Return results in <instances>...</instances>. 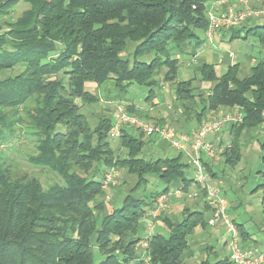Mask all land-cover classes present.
Wrapping results in <instances>:
<instances>
[{
  "label": "trees",
  "instance_id": "16d2710c",
  "mask_svg": "<svg viewBox=\"0 0 264 264\" xmlns=\"http://www.w3.org/2000/svg\"><path fill=\"white\" fill-rule=\"evenodd\" d=\"M207 1L0 0V17L20 2L30 5L17 20H7L10 29L0 33V71L24 65L23 71L0 78V148L16 137L23 112L38 138L30 162L64 179L45 188L35 176L14 177L0 155V264H139L143 253L151 264H183L192 257L188 237L205 225L204 215L211 211L207 202L202 210L186 208L181 220L164 214L166 234L141 235L142 219L156 196L169 191L176 178L186 188L194 182L185 172L190 163L180 157L147 159L145 135L126 129L121 140L127 155L116 156L109 136L112 115L91 124L77 100L96 103L98 95L86 84L111 78L122 89L138 83L152 94L159 84L155 75L164 69V80L176 81L186 121L201 123L224 106L242 109L243 122L231 125L232 142L223 153L224 164L236 166L243 131L264 123V57L246 78H239L234 66L218 76L214 65L201 63L202 80L213 83L208 96L194 79L177 81L180 56L195 55L203 43L200 34L209 27ZM247 34L264 47V24L248 27ZM129 42L135 47L124 57ZM117 167L138 181L119 207L109 209L100 199L103 179ZM207 167L211 172L212 165ZM150 177L165 187L135 196Z\"/></svg>",
  "mask_w": 264,
  "mask_h": 264
},
{
  "label": "crops",
  "instance_id": "0c3cea01",
  "mask_svg": "<svg viewBox=\"0 0 264 264\" xmlns=\"http://www.w3.org/2000/svg\"><path fill=\"white\" fill-rule=\"evenodd\" d=\"M219 1L220 0H208L207 5L209 10L213 9L215 3H219ZM224 6L225 5L218 4L216 9L220 10ZM253 21H257L256 18H251L241 27L218 31L211 37L208 35V32H201L200 35L203 38V43L197 49L196 54L193 55L190 53L189 55L180 56L181 67L177 76V81L194 79L195 82V79H198L201 83V88L198 90L202 93H206L208 96L213 83L202 80L200 71L197 67L203 62L214 65L218 76L223 75L233 66L237 69L239 78H246L252 75L254 66L264 57V47L259 42L258 38L257 42L254 40L255 42L253 43L250 39L251 34H247V28L253 24ZM165 73L166 70L163 69L160 73L155 75V79L159 84L154 87L152 94H150L151 89L148 87L149 92L146 98L138 96L140 92L135 88L137 87V83L128 84V82H126L125 84L128 85L122 89L117 86L115 79L112 78L101 85H93L90 91L98 95V102H100L102 106L109 105L111 109H114L113 107L123 104L128 110L129 108H133V113L140 114L152 122L167 123L174 127L176 126L177 130L183 133L194 132L200 123L197 121L188 122L185 120L184 107L178 100L176 94V81L164 80L163 76ZM233 108L234 106H224L219 108L216 112H209L207 116L212 113L223 114L233 110ZM108 115H112L113 119L115 118V112H108ZM230 128L231 125H228L221 134V141L226 146H229L232 142ZM128 132L136 137H140L141 133L137 131V133L133 131ZM243 132L241 137L240 162L236 166L228 164L216 167L212 166V171L209 172L210 182L212 186H217L221 183L223 194H225V196L227 195V198L230 200L231 213L239 228L244 233L245 244L264 253V189L261 187L262 184L264 185V168L262 169V167H264V123L254 128H247ZM143 137L146 142L143 153L145 150H153L157 154V156L151 154V157L147 159L153 157H180L181 162L187 165L189 164L185 154L175 149L167 141L156 136ZM118 141L121 146L125 148L122 145L121 138ZM258 149H261L263 154L260 151L258 152ZM252 158H256L254 163L257 164L258 168L250 163ZM185 172L186 176L190 178L194 176L192 168L189 166L185 167ZM151 179L154 180L152 183L153 185H151L153 190L145 191L144 187L134 191L133 194L135 196H143L144 194H150L155 190H160L165 187V183L162 180L150 177V180ZM149 182L146 186L149 185ZM136 184L129 191H131ZM180 186L185 187V184L182 179L176 178L170 184L169 190ZM195 186L193 182L188 188H195ZM128 192L122 193L123 195H121L122 197L119 201H116L117 197H111L110 200H107L108 195L105 197V194H103L100 199L106 204L110 201V203L113 204L112 207H119ZM170 201L171 207L165 214L176 220H181L184 217L183 212L186 208L191 210H202L205 208L204 204L206 202L202 197L188 198L186 196H171ZM211 213L210 210L206 211L204 215L206 220L205 225H199L195 232L188 237L193 249V255L188 260H185L183 264H224L225 261L229 263L226 230L220 223L214 226L208 224L207 221ZM141 226L143 228L141 235L147 236L148 219L146 216L142 219ZM156 231L167 233L163 220L160 219L157 221Z\"/></svg>",
  "mask_w": 264,
  "mask_h": 264
},
{
  "label": "built area",
  "instance_id": "2783aa9c",
  "mask_svg": "<svg viewBox=\"0 0 264 264\" xmlns=\"http://www.w3.org/2000/svg\"><path fill=\"white\" fill-rule=\"evenodd\" d=\"M264 17V10H256L246 7L232 8L226 6L222 12L210 10L208 12L209 27L208 35L222 30H230L239 27L249 17ZM113 125L109 130L112 139H120L123 130L133 128L142 132L145 137H158L167 141L175 149L184 153L193 171L195 188L184 186L175 187L167 192L156 196L154 207L146 214L148 219V236L154 234L155 223L169 211L171 196L205 199L211 206L209 225L222 224L228 237L229 258L233 264H264V253L258 249L247 246L242 238L238 224L230 210V200L223 194L221 183L212 186L207 163L212 166H222L224 163L223 153L226 145L221 141V134L228 125L242 123L244 112L240 107L223 114L212 113L207 116L194 132H179L176 127L169 124L152 122L141 115L130 113L126 106L119 104ZM116 171L114 168L106 172L103 179V187L112 183ZM139 264H151L150 256L143 253Z\"/></svg>",
  "mask_w": 264,
  "mask_h": 264
},
{
  "label": "rangeland",
  "instance_id": "374dc122",
  "mask_svg": "<svg viewBox=\"0 0 264 264\" xmlns=\"http://www.w3.org/2000/svg\"><path fill=\"white\" fill-rule=\"evenodd\" d=\"M218 4L219 5H225V6L219 10V9H216L218 7ZM246 5H248V7L254 8L256 10H264V0H220L219 3H217V2L215 3V5L213 6V9H211V10H213L215 12H222L225 10L226 6H230V7L235 8V9H238V8L243 9L244 7H246ZM29 7H30V5L28 3L20 2L18 5L13 7V9L11 10L9 15L4 16V17H0V33L1 32L3 33V32L10 29L8 23L6 22L7 20L9 22L12 20L13 21L17 20L22 15V13L25 10H27ZM251 18H256L257 21H253V24L250 25L249 27L255 26L258 24H260V25L264 24V17L251 16L247 20H245L243 23H241L239 27L243 26V24L248 22V20H250ZM250 39L252 40L253 43L255 41L257 42V37L253 34L250 35ZM134 47H135V43L129 42V45H128L127 49L125 50V52L123 53L122 56H124V57L131 56ZM23 70H24V65H18L12 69L1 70L0 71V78H4V77L9 76V75H15V74H17ZM194 84L198 87V89L201 88V83L198 79H195ZM93 85H96V84L88 83V84H86V88L88 90H90L93 88ZM136 85H137V87H135V88H137L140 92V95H138V96L146 98V96L148 95V92H149L148 87L140 86V85H138V83ZM77 102L80 105V110L83 113H85V115L88 117L91 124H95L96 120L100 116L108 115V112H111V111L115 112V117H116V114H117V111H116L117 107L116 106L113 107L114 109H116V110H114V109H111L109 107V105H105V106L103 105L102 106L101 103L98 101L96 103H92V104H83V102L80 99H78ZM29 103H30V105H33L34 101L29 100ZM9 112L11 113V115L14 113V111H9ZM21 114H23L25 120L23 122V125H21V127H20V125H18L17 131H16V137L12 141H10L7 144H4L0 148V155L4 156V158L6 160V165L9 168L10 173L14 177H18V176H22V175H29L32 177L35 176L36 178H38L41 181V183L43 184V186L45 188H48L51 185L57 184V183L64 184V179L57 172H55L49 168H45L43 166L35 165V164L30 162L29 157L32 154L36 153L38 138H37L36 134L34 133L33 129L30 128L31 126L29 125V120H28L26 114H24L23 112H21ZM134 114H137V113H134ZM137 115H140V114H137ZM126 130L131 131V132L133 131V132L137 133L133 128H128ZM118 140L119 139H112L111 140L112 141L111 146L115 150L116 156L125 157L127 155L128 151L126 148H123L121 146V144L119 143ZM259 151L263 154L261 149H258V152ZM151 154H153L154 156H157V154L153 150H151V151L145 150L144 151V155L146 156V158L151 157L150 156ZM255 159L256 158H252L253 162L250 159L249 160L253 166L257 167V164L254 163ZM223 165H224V163H223ZM263 168L264 167H262V169ZM114 169L116 171V173H115L116 175L113 178L112 183H110L107 187H104V189H105L104 194H105V197L108 195L107 200L108 199L110 200L111 197H117L116 201H119L122 197L121 195H123L122 193L128 192L137 183L138 177H137V175L130 173L125 168L117 167ZM153 182H154V180L151 179L149 182V185L144 186L145 187L144 190L145 191L153 190L151 188V185H153L152 184ZM114 184H116V185H114ZM140 192H142V191H140ZM226 197H228V196L226 195ZM108 202L109 203L107 204V206L109 209H111L113 204H111L110 201H108ZM156 224L157 223H155V229H154L155 232H157L156 231ZM142 244H144V243H142ZM96 257H97V259L101 258V255L98 251H97Z\"/></svg>",
  "mask_w": 264,
  "mask_h": 264
}]
</instances>
